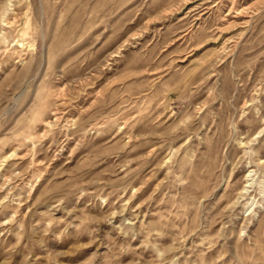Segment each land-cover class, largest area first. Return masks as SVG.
<instances>
[{"label":"rangeland","instance_id":"1","mask_svg":"<svg viewBox=\"0 0 264 264\" xmlns=\"http://www.w3.org/2000/svg\"><path fill=\"white\" fill-rule=\"evenodd\" d=\"M0 264H264V0H0Z\"/></svg>","mask_w":264,"mask_h":264}]
</instances>
